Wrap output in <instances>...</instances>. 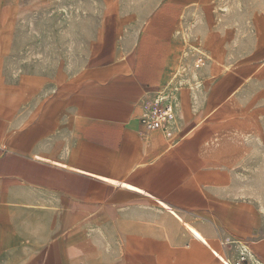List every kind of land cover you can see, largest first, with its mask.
Masks as SVG:
<instances>
[{"label": "crops", "instance_id": "1", "mask_svg": "<svg viewBox=\"0 0 264 264\" xmlns=\"http://www.w3.org/2000/svg\"><path fill=\"white\" fill-rule=\"evenodd\" d=\"M120 1L76 40L0 11V264H264V46L207 27L181 59L199 0ZM161 95L173 117L148 130Z\"/></svg>", "mask_w": 264, "mask_h": 264}, {"label": "rangeland", "instance_id": "2", "mask_svg": "<svg viewBox=\"0 0 264 264\" xmlns=\"http://www.w3.org/2000/svg\"><path fill=\"white\" fill-rule=\"evenodd\" d=\"M0 0V11L9 9L11 11L24 10L27 20L37 22L41 26L51 27H71L74 26L75 40L80 38L79 22L81 16H85L84 21L87 26H93L96 23L97 13L100 11L113 9V0ZM117 1V0H116ZM120 1V0H119ZM148 0H121L123 5L130 4L127 10L135 9V3L139 6L147 3ZM150 1V0H149ZM201 6L198 9L208 11L200 13L193 17L181 20V59L188 58V55L195 53L193 47L200 41L204 43L203 37L207 29L218 30L227 34L228 43L233 45L234 52L244 51L250 47L264 46V0H199ZM139 6L137 9H139ZM191 8V7H187ZM192 7L191 9H193ZM196 9V7H195ZM80 18V19H79ZM207 19L209 21H207ZM24 21V20H23ZM207 21V22H206ZM208 25V26H207ZM18 26V25H17ZM202 31L196 34L197 28ZM208 27V28H207ZM78 29V31H77ZM179 30H175L176 35ZM194 33V34H193ZM220 34V33H219ZM220 43L225 44V38ZM224 45H220L223 47ZM198 47V46H197ZM199 48V47H198ZM207 56L203 50H200ZM190 58V57H189ZM202 57L193 59L195 66L199 67L205 64ZM206 58V57H205ZM179 60V57H176ZM177 72V69H175ZM182 71V69H181ZM181 80H185L181 78ZM186 83H181L185 85ZM251 100H249L250 114L255 118L256 139L262 141L257 143L251 150L257 153L264 152V69L261 74L253 81L249 88Z\"/></svg>", "mask_w": 264, "mask_h": 264}, {"label": "built area", "instance_id": "3", "mask_svg": "<svg viewBox=\"0 0 264 264\" xmlns=\"http://www.w3.org/2000/svg\"><path fill=\"white\" fill-rule=\"evenodd\" d=\"M161 95L158 99L148 103L147 111L141 118V123L148 130H163L165 125L172 119L174 108L168 99ZM223 264H248L244 256L236 261H222Z\"/></svg>", "mask_w": 264, "mask_h": 264}]
</instances>
